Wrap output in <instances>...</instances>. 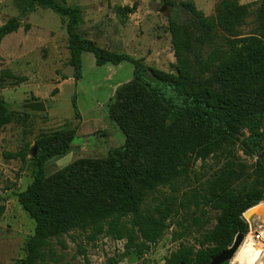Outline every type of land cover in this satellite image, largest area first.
<instances>
[{
  "label": "trees",
  "instance_id": "trees-1",
  "mask_svg": "<svg viewBox=\"0 0 264 264\" xmlns=\"http://www.w3.org/2000/svg\"><path fill=\"white\" fill-rule=\"evenodd\" d=\"M30 1L66 19L76 80L82 77L85 52L94 54L97 66L132 64L134 78L117 89L116 101L110 106L111 118L124 132L126 142L111 148L105 160H81L48 177L47 163L69 152L77 131L37 139L33 181L19 194L20 204L35 222L20 264H52L56 255L53 239L76 230L89 234L92 241L106 236L151 249L168 230L170 214L146 208L148 198L161 187L175 185L185 173L179 167L189 155L206 160L236 143L242 144L247 155L258 157L256 171L237 174L231 169L204 193L195 192L197 210L202 216L207 209L216 212V224L195 238V243H181L163 264H210L233 245L238 234L246 236L250 227L243 215L264 202V167L259 160L264 153V0L254 21L262 39L240 38L251 6L237 0H216L212 17H206L192 2H171L190 21L184 25L176 15L169 21L175 75L148 67L131 55L99 47L79 32L83 24L79 7L59 0ZM127 10L133 12L134 8ZM19 28L17 18L1 26L0 45ZM193 31L200 33L199 44L192 43ZM219 32L224 34V44L218 43ZM76 103L74 98L75 115L80 116ZM19 119L0 98V131ZM182 124L188 126V132L173 136V130ZM244 131L248 136L240 141ZM29 148L11 157L24 160ZM198 222L196 219L195 224ZM184 230L179 237L186 234L187 228ZM141 237L144 242L139 244Z\"/></svg>",
  "mask_w": 264,
  "mask_h": 264
},
{
  "label": "rangeland",
  "instance_id": "rangeland-1",
  "mask_svg": "<svg viewBox=\"0 0 264 264\" xmlns=\"http://www.w3.org/2000/svg\"><path fill=\"white\" fill-rule=\"evenodd\" d=\"M59 1L81 9L83 24L79 32L99 47L111 53L131 55L148 67L173 75L176 59L169 21L173 15L184 25H189L190 21L188 15L171 2H192L206 17L215 15L217 3L216 0ZM237 2L251 6L240 38L262 39L256 33L255 23L256 9L262 0ZM131 8L134 11L128 12ZM13 18L19 19L20 28L0 45V98L20 119L0 131V264H20L26 254V244L34 234L35 222L20 204L19 194L33 181L32 159L33 150L38 153L37 139L77 131L69 152L47 163L48 177L81 160H105L111 148L122 147L126 142L124 132L111 118L110 106L113 99L116 101L117 89L134 78L132 64L97 66L94 54L85 52L82 77L71 78L73 82L60 88L58 80L68 79L64 70L71 60L66 19L30 0H0V27ZM192 33V43L199 44L196 40L200 33ZM222 34L219 32V44L226 42ZM203 51L206 53L205 46ZM74 98L80 116L75 115ZM41 102L46 107L44 112L29 109L30 104ZM187 132L188 126L182 124L173 130V136H184ZM247 136L244 131L240 141ZM27 146L30 148L26 159L11 157L23 153ZM257 161L256 155L244 152L241 143L227 146L206 160L189 155L179 167L185 173L175 185L161 187L146 202V208L168 210L170 214L166 221L168 230L151 249L129 246L127 239L106 236L92 241L89 234L76 230L53 239L56 255L52 264H163L181 243H195V238L216 224V212L207 209V215L202 216L197 210L195 192L204 193L209 184L228 175L231 169H236L237 174L242 170L254 173ZM196 219H199L198 224H195ZM245 220L250 229L244 243L247 239L254 242L258 250L253 247L249 250L256 252L255 257L262 251L260 262L264 264V202ZM184 227L186 234L179 237ZM143 242L141 237L137 243Z\"/></svg>",
  "mask_w": 264,
  "mask_h": 264
},
{
  "label": "water",
  "instance_id": "water-1",
  "mask_svg": "<svg viewBox=\"0 0 264 264\" xmlns=\"http://www.w3.org/2000/svg\"><path fill=\"white\" fill-rule=\"evenodd\" d=\"M75 67L74 66H68L66 71H65V75L68 78H74L75 77ZM29 109H31L32 111L35 112H44L46 110L45 104L43 102L41 103H32L29 105ZM33 156H36V149L33 150ZM261 165L264 167V153H262L260 155L259 158ZM257 207V206H256ZM256 207L248 210L243 217L245 219H247V215H249L250 212L253 211V209H255ZM245 241V235L244 234H238L234 240L233 245L228 248L227 250H225L224 252H222L220 255H218L217 257H215L212 262L210 264H223L225 262H230L231 260L234 259L237 251L241 248V246L243 245Z\"/></svg>",
  "mask_w": 264,
  "mask_h": 264
},
{
  "label": "bare ground",
  "instance_id": "bare-ground-1",
  "mask_svg": "<svg viewBox=\"0 0 264 264\" xmlns=\"http://www.w3.org/2000/svg\"><path fill=\"white\" fill-rule=\"evenodd\" d=\"M250 247H253L254 249H256V251L258 250V247L255 246L254 242L251 241L250 239H247L244 245L240 248L241 250L237 253L235 258L231 262V264H252L253 262L254 264H261L262 262H260V258H261L260 256L262 255V251L260 254L257 253L258 255L257 257H255L254 254L256 252L255 253L251 252L249 250Z\"/></svg>",
  "mask_w": 264,
  "mask_h": 264
},
{
  "label": "crops",
  "instance_id": "crops-1",
  "mask_svg": "<svg viewBox=\"0 0 264 264\" xmlns=\"http://www.w3.org/2000/svg\"><path fill=\"white\" fill-rule=\"evenodd\" d=\"M6 38V37H5ZM4 38V39H5ZM96 60V59H95ZM67 69V68H66ZM66 69L64 70V74H65V71H66ZM82 70H83V61H82ZM67 77V76H66ZM68 78V77H67ZM73 80L74 79H71V78H68V79H66V80H62V79H59L58 80V82H60V88L61 87H63V86H65V85H67V84H70L71 82H73ZM61 93H62V90H60V92H59V95H61Z\"/></svg>",
  "mask_w": 264,
  "mask_h": 264
},
{
  "label": "built area",
  "instance_id": "built-area-1",
  "mask_svg": "<svg viewBox=\"0 0 264 264\" xmlns=\"http://www.w3.org/2000/svg\"><path fill=\"white\" fill-rule=\"evenodd\" d=\"M260 236H259V234L257 235V238H259Z\"/></svg>",
  "mask_w": 264,
  "mask_h": 264
}]
</instances>
